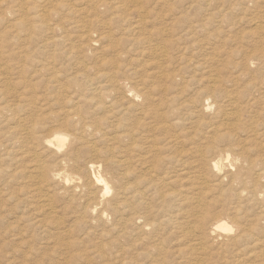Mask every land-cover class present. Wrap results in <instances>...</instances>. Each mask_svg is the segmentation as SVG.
<instances>
[{"label": "rangeland", "instance_id": "obj_1", "mask_svg": "<svg viewBox=\"0 0 264 264\" xmlns=\"http://www.w3.org/2000/svg\"><path fill=\"white\" fill-rule=\"evenodd\" d=\"M262 2L264 3L262 0H51L50 2L49 0H0V38L2 39L0 42V51L2 52H0V57L4 59L0 58V63L2 65L4 63L5 66L0 71V79L2 78L0 81V104L6 99L15 106H13L14 111L11 110L13 112L8 111L6 113L9 120L0 122V129L12 131L21 127V129L23 127H66V120H68L66 113L74 109L77 112V121L73 126L74 131L77 130L76 132H78L82 124H92L95 120L103 125L105 132L107 130L109 134H106L109 136L106 138L107 141L101 139L98 134L92 136L87 134L91 139H88V137L83 141L86 142L87 139L95 141L96 139V143L100 144L98 146H102L101 149L105 150L108 148L105 147L107 143V146H109L115 142L114 140H111L110 144L108 142L110 136L116 135L117 132L112 127H121L122 119L127 115L126 105L124 104H128V102L116 101L109 106L111 98L108 97L105 98V103H101L94 95V86L97 85L96 87H101L106 92L110 91L115 96L120 95L121 91L131 86V88L135 87L143 96L146 92H155L154 97L161 102H163L161 89L174 87L175 96H178V98L172 102L173 110H168V108L163 110L166 111L168 119L173 124L172 131L176 129L185 137H183V142L180 141L182 144L180 143L178 146H184L183 148H188L190 152L195 148L203 147V151L205 150V154L209 157L217 155L222 150L226 151V153L223 151V154L230 152V158L223 160V168L224 171L231 170V172H236L239 165H246L244 157L239 155L241 152H239V149L246 148L245 155L249 159H263L257 169L264 167V148H262L264 147V4ZM44 9L48 10L46 14L42 13ZM245 13H248V15ZM255 14H258V17ZM189 16L210 18L213 22L209 28H213V26L219 28L218 33H221L222 36L215 37L212 34L215 38L212 35H210L211 38H208L209 36L205 35L207 33L205 30L199 28L188 30ZM238 21L241 22L236 23ZM255 22H258L259 25ZM55 24H58L59 27L57 28ZM240 26H242V30L239 28ZM90 30L92 32L91 36H87L85 32ZM234 30L235 32H232ZM107 36H110V38L108 37V39ZM115 43L117 44L115 45ZM242 43H245L246 46ZM156 46L164 47L167 50L166 56H162L163 58L155 57L152 49ZM252 46H257V49ZM28 51L30 52L28 53ZM230 52H233L234 56ZM239 54L243 57L239 58ZM247 54L252 60L248 62V69L245 70L241 64L245 62ZM22 58L24 60L20 63ZM39 59L41 60L39 61ZM45 60L48 62L45 63ZM161 62L163 63L159 66ZM239 63L241 64L239 65ZM84 65H87V67ZM9 66L12 71L10 73H8ZM21 67L25 69L21 70ZM217 67H220V69H217ZM212 68L220 76L223 84V86L221 84L222 89H225V87H227L226 90L230 88L228 91L233 89L235 91L236 89L234 94L236 96L228 97L223 93L217 97V101L212 100L211 108L204 112L206 120L203 118V121H198L199 118H197L196 113L188 109L187 106L192 107L196 97L208 86L206 82L207 71ZM40 69L43 71H40ZM83 69L84 71H82ZM102 69L103 71L99 72ZM163 72L171 76L165 78L162 76ZM235 73L240 74L237 76ZM234 77H237L235 85L232 84L233 82L226 81ZM8 79L9 82H5ZM79 86L84 87V90L79 88V91ZM254 88L255 90H253ZM7 93L14 95L9 96L8 94L7 96ZM68 93L75 94L74 103L67 101L66 96ZM15 97H18V100ZM231 97L234 99L233 102ZM165 98L170 99L171 95L169 94ZM227 100L229 101L228 104L226 103ZM257 106L258 108H255ZM230 108L233 111L241 108L239 110L240 125L243 124L244 126L245 124L246 134L245 130L237 129L239 133H237V130L234 131L236 135L233 137V144L235 142L233 146H228L225 141H219L216 144L217 149L206 150L205 146L209 143L206 144L205 136L213 134L211 127L208 126L216 124L215 126L220 125L221 128H225L228 121H233V115L229 114L228 118L223 116L228 111L232 112ZM134 109V107H130L129 116H137ZM246 109L249 111H246ZM220 113L222 117L219 116ZM258 116L263 120L260 117L257 118ZM43 117H46L45 123H43ZM3 118L5 116L1 114L0 121ZM252 118L254 119L252 120ZM34 120L38 124H32V122L35 123ZM40 128L38 129L41 130ZM251 135L253 136L251 137ZM11 137L9 133L6 136L8 140L3 139L4 145H1V149L6 145V147L10 146L9 139ZM245 137H247V141ZM0 138H2V135H0ZM259 143L261 144L260 147ZM77 146L79 148V145ZM80 149L84 148L81 147ZM87 154L84 153L83 155L88 157ZM118 155L117 152L115 157ZM193 155L192 153L187 154V157L191 156L189 161L192 165L194 162H198L199 159L198 156ZM24 157L26 160L14 158L10 161V157L6 158L8 163L13 162L7 168L13 169L22 164L18 169L21 168V171H26L27 167L28 171L31 158L28 155H24ZM6 161L4 160V162ZM235 162H239V164ZM109 174H104V177L111 185ZM190 178L194 180H190ZM190 178L173 184L176 190L185 193L188 197L187 202L182 207L176 205L173 210L177 212L178 209L182 208L181 212L187 216L189 213L186 212L199 200L207 198L208 195L214 197L219 194V189L215 188L214 191L204 194L202 186L205 185L195 177L191 176ZM222 179L220 181L221 179L218 176L212 174L205 178L207 184L212 188L221 185V187L223 186L232 192L233 189L228 176ZM23 182L25 181L20 179L18 183L23 184ZM233 186L237 187L238 185L234 184ZM7 190L6 188L0 198L1 201H5L4 207L0 205V221L3 222L4 220V224H0V264H196L197 259L199 260L202 255V251L196 248V243L201 237V228L194 222L192 216L184 219L181 218L182 216L178 215L179 218L175 216L174 212L159 213L154 210L153 214L148 215L146 221L150 223L162 221L163 223L158 226L146 225L145 229H138L133 225L123 228L114 219L103 222L99 219L91 220L90 217H86L87 219L78 221L77 216H73L78 215L76 206L79 205V199L76 202L74 201V204V202L66 200L67 194H60V199L57 200L59 194L56 193L55 195V190L52 188L50 195L57 207V224H50L49 219H46L42 223L38 222V226L35 225L31 229L25 230L22 227L23 223L19 224L21 228L15 223L16 215L14 214L16 213L10 210L12 200L2 199V197H8L9 191ZM19 195L22 196V193H19ZM34 200L33 203L37 204V200ZM32 206L36 205L32 204L29 208H25L28 211L31 210V217L38 215L39 218H42L45 212L42 209L43 207L38 208L40 211L38 209L34 211L36 209ZM73 206L76 211L72 208ZM243 206L244 209L248 210L249 208L248 212L254 213L258 209L259 203L245 201ZM12 208L15 209L14 206ZM172 213H174L172 215L174 219L167 223L165 219ZM227 220L232 224L229 218ZM45 223L48 225L43 226ZM10 225L12 226L9 227ZM17 234L20 236L18 237ZM257 247L252 246L251 248L258 252L260 249ZM226 252H224L225 255L220 259V262L238 264L235 258L239 256L240 252L238 254L236 248ZM247 260L249 259L247 258ZM254 264H256V261H254Z\"/></svg>", "mask_w": 264, "mask_h": 264}, {"label": "bare ground", "instance_id": "obj_2", "mask_svg": "<svg viewBox=\"0 0 264 264\" xmlns=\"http://www.w3.org/2000/svg\"><path fill=\"white\" fill-rule=\"evenodd\" d=\"M50 1L51 0H49V2ZM262 1H264V0H262ZM232 2H234V1H232ZM262 4H264V3L262 2ZM81 10H83V9H81ZM47 12H48V10L44 9L42 13L46 14ZM245 14L248 15V13H245ZM202 15H204V14H202ZM250 15L252 18V16H253L252 13ZM192 16H189V19H188V21H189L188 22V30L189 29L195 30L196 28H199L200 30H205V32H207V33L206 34L204 33V34L208 35L209 36L208 38H211L213 35L215 37L221 35V33H218L219 28H215L214 26H213V28H209L212 26V22H213L210 20V18H202V17L201 18H197V17L194 18ZM235 18H236V16H235ZM91 19H93V18H91ZM232 19H234V18H232ZM232 19H230V20H232ZM222 21H220V22H222ZM220 22H218V23H220ZM239 22H241V21H238L236 23H239ZM255 23L257 24L258 22H255ZM55 25H57V28L59 27L58 24H55ZM258 25H259V23H258ZM262 26H263V24H262ZM216 27H217V25H216ZM241 27L242 26H240L239 28L241 29ZM49 28H52V27H49ZM207 29H209V30H207ZM231 29H233V28H231ZM235 30L232 32H235ZM252 30H253V28H252ZM244 31H246V30H244ZM236 32H237V30H236ZM85 33L87 34V36L88 35L91 36L92 32L90 30V31H87ZM104 34H107V33H104ZM231 34H233V33H231ZM210 35H212V36H210ZM239 35H241V34H239ZM214 36H213V38H215ZM259 36H258V38H259ZM108 37L110 38V36H107V38ZM226 37H229V36H226ZM222 38L224 39L225 37H222ZM234 38H235V36H234ZM232 39H233V36H232ZM259 40H260V38H259ZM1 41H2V39L0 38V42ZM110 41H111V39H110ZM222 41H224V40H222ZM245 43H247V42H245ZM116 44L117 43H115V45ZM260 44H262V43H260ZM217 45H219V44H217ZM233 46H235V45H233ZM244 46H246V45H244ZM247 47H248V44H247ZM247 47H245V49ZM252 47L254 48L255 46H252ZM260 47H262V46H260ZM229 48H230V46H229ZM229 48H227V49H229ZM240 48H241V46H240ZM248 48H247V50H248ZM234 49H235V47H234ZM252 49H250V50H252ZM230 50L232 51L233 49H230ZM9 51H12V50H9ZM8 52H6V53H8ZM29 52L30 51H28V53ZM152 53L155 55V57L158 56L157 58H160L162 56H166L167 50L164 47L156 46L152 49ZM3 54H1V55H3ZM21 54H20V56H21ZM24 54H25V52H24ZM231 54L233 55V52ZM243 55L245 56V53ZM243 55H240V57L239 56H237V57L242 58ZM26 58H27V56H26ZM250 58L251 57L247 54V56L245 57V60H244L245 62H243L242 64L239 63V65L241 64L245 70L248 69V64H249L248 62H250V60H252ZM2 60H4V59H2ZM23 60L24 59L22 58L20 63H22ZM40 60L41 59H39V61ZM223 61H224V59H223ZM7 62H8V60H7ZM43 62H44V58H43ZM47 62L48 61H46L45 63H47ZM162 63L163 62H161L159 64V66H161ZM5 64H7V63H5ZM51 64H52V62L50 63V65ZM45 65H43V66L48 67ZM3 66H4V63H3V65L0 63V71L2 70ZM18 66H19V64H18ZM22 66H24V65H22ZM52 66H55V65H52ZM84 66L87 67V65H84ZM35 67L37 68V66H35ZM17 68H19V67H17ZM6 69H7V67H6ZM24 69L21 67V70H24ZM41 69H40V71H43ZM86 69H88V68H86ZM217 69H220V67L219 68L217 67ZM231 70H233V69H231ZM5 71L7 72V70H5ZM8 71H9L8 73L12 72L10 70V66H9ZM82 71H84V69ZM102 71H103V69L100 70L99 72H102ZM207 72H208V75L206 77L207 78L206 82H207L208 86L206 87V89L204 91H202L196 97V100L193 101L194 103L192 104V107H194V108H192L190 105H188V106H190L191 108L187 106L188 109H190L192 112L196 113L197 118H199L198 121H203V118L205 119L204 112L211 108V104H212L211 101L212 100L217 101L216 100L217 97H219L223 93H224L223 95L229 97V96L234 95L236 92V89H235V91H233L234 90L233 88H232L233 89L232 91L231 90L228 91L230 88L226 90L227 87H225V89H222L223 87H221L222 83L220 80V76H218V73L215 72L214 68L209 69ZM13 73H15V72H13ZM19 73H21V72H19ZM235 74L238 76V74H240V73H235ZM242 74H243V72H242ZM4 75H6V74H4ZM13 75H15V74H13ZM101 75H103V73H101ZM11 76H12V74H11ZM162 76L167 78V77H170L171 75L163 72ZM24 77H25V75H24ZM1 79H0V81H1ZM26 80H27V78H26ZM240 80L241 79L239 78V81ZM226 81H228L229 83L233 82L232 84H234L237 81V77H234L232 79H228ZM3 82H4V80H3ZM5 82H9V79L7 81L5 80ZM30 82H31V80H30ZM250 82H251V80H250ZM13 86H14V88H16L15 85H13ZM96 86H94V95L98 99V101H100L101 103H105V101H106L105 98H108V97L111 98L109 106L113 105V103H115L116 101H122V102L127 101L128 104L123 103L124 105H126L125 110L127 111V115L130 113L129 111H131V110H129L131 106L135 108L134 110L137 113L136 117L125 115L122 119L121 127H112V129L114 128V130L117 132H116V135H114L112 137L110 136V139H109L110 141H108V142H109V144H110L111 140L112 141L114 140L115 142L111 143L109 146H107L108 143L106 142L107 144L105 147H108V148H106L107 150L105 149L106 151L104 149H103L104 151L101 149L102 146L101 147L98 146L100 144L96 143V139L94 138V136H93V138L95 139V141H89L88 139H91V138L88 135L92 136V135L98 134L101 139L106 140V138L109 137L107 130L105 132L104 127H102L103 125L98 120L97 121L95 120L96 122L94 121V123H92V124H82L81 127H79L80 130H78V132H76L77 131L76 129H75L76 131H74L73 126L75 125L74 124L75 121H77L76 120L77 112L74 109H71L69 112L66 113L67 114L66 117L68 118V120H66L67 123L65 124L66 127H55V128H50V127H41V128L40 127H25L24 128L23 127V129H21L22 127L19 125L21 127L20 129H15L12 131H7V130L5 131L3 129H0V135H2V138H0V147H1V145H4L3 144L4 142H2V141L4 138H6V136H8L9 133L12 136L9 139L10 146L6 147L7 145L5 144L6 146L3 149L0 148V198H1V196H3L2 193L7 188L8 189L7 191H9L8 197L7 198L2 197V199L3 200H7V199L12 200L10 210H12L16 213V214H14V215H16L15 216L16 217L15 223L19 227L21 226L19 224L23 223L22 227L25 228V230L31 229L35 225L38 226V222L42 223L46 219H49L50 224L51 223L57 224V207L54 204V202L51 198V195H50V191H52V188H54L55 195H56V193L59 194V197H57V200H58V198L60 199V194H64V195L67 194L66 195L67 199L65 197L64 198L66 200L71 201V202H74V201L76 202V200L79 199V205L76 206L77 211H76V208H74V206L72 207L76 212H78V215L72 214V215H74L73 217L77 216L78 221L80 219L83 220L86 217H90L91 220H95V219L98 220L99 219L103 222L109 221V219H114L115 221L119 222V224H121L123 226V228H128L129 225H133V226H136V228H138V229H140V228L145 229L146 225L158 226V225H161L163 223L162 221L159 223H150V222L146 221L148 215L153 214L154 210L158 211L159 213H162V212L165 213L166 211L174 212L175 216H177L178 218H179V216H182L181 218H184V219L192 216L194 218V222L197 223L198 226L201 228V235H200L201 237L199 238L198 242L196 243V248L198 250L202 251V255L199 257V260L197 259L196 264H225L224 262H220V259H222L224 257L223 256V255H225L224 252L231 250L233 248H236L238 254L240 252L239 256L235 258L237 260L238 264H254V261H256V264H264V167L257 169L258 165L263 162L262 161L263 159L262 158L249 159L245 155L246 148H243L241 146L243 149L242 150L239 149V152L241 151L239 155L244 157V161L246 162V165H239L238 170L236 172H231V170L230 171H224L223 160L225 158H230V154H229L230 152L227 154H223L222 152L225 150H222V152H220V153L218 152L217 155H215L213 157H209L205 154V150L203 151V147L195 148L194 150H191V152H190V150H188V148H183L184 146L183 147L178 146L181 142L184 141L183 140L184 136L182 135L181 132H178L176 129L172 131V129L174 128L173 124L168 119L166 111L163 110L164 108H168V110H173V108L171 106L173 104L172 102L177 100V98H178V96L177 97L175 96L176 93H174V90H175L174 87H165V88L161 89V93H162L161 97L163 100V102H161L159 99L154 97V94H156L155 92H148V93L146 92V93H144V96H143V94L138 92L135 87L131 88V86H130V88H127L126 90L121 91V94L120 95L117 94V96H115L110 91L106 92L101 87H96ZM222 86H223V84H222ZM11 87H12V85H11ZM251 87H252V85H251ZM79 88L84 90V87L79 86L78 90H79ZM255 88L253 90H255ZM4 90H5V88H4ZM76 91H77V89L75 90V93H76ZM249 92H251V91H249ZM16 93H17V91H16ZM255 93H256V91H255ZM259 93H260V91H259ZM8 94L9 93H7V96H8ZM169 94L171 95V98L166 99L165 97H168ZM11 95H14V94H11ZM11 95L9 94V96H11ZM90 95H92V94H90ZM261 95H259V96H261ZM234 96H236V95H234ZM255 96H257V95H255ZM66 97H67V101L69 103H74L73 98H75V94L68 93ZM141 97H142V99H141ZM172 97H175V98H172ZM13 98H14V96H13ZM15 98L17 99L18 97H15ZM223 98H224V96H223ZM231 98H232V102H233L234 99H233V97H231ZM140 99H141V101H139ZM16 101H15V103H17ZM230 101H231V99H230ZM261 101H263V100H261ZM10 102L5 99V101H3L0 104V115L2 114L5 116V118H3L0 122H5L6 120H9V118L6 116V113L8 111L13 110V108L15 107L13 105V103H10ZM12 102H13V100H12ZM232 102L230 103V105L232 104ZM234 102H236V101H234ZM246 102H245V104H246ZM31 103H33V102H31ZM226 103L228 104L229 101ZM249 104H250V102H249ZM215 105H216V103H215ZM222 106H224V105H222ZM229 107H232V106H229ZM255 108H258V106ZM239 110H235V111L232 110L231 113L229 111L227 113H224L225 115H223V116H225V117L227 116V118H228L229 114L234 116L232 122L228 121L226 123L227 125L222 124L223 126L224 125L226 126L225 128L224 127L221 128L220 125L215 126L216 124L215 125L211 124L208 126V127H211V129H212L211 132L213 134L205 136L206 144L209 143L207 146H205L206 150L211 151V150L217 149L216 144L219 141H225L228 143L227 144L228 146H230V147L233 146L235 144V142L233 144V137H234V135H236V132L234 133V131L237 129L245 130V134H246L247 131H246V128L244 127L245 124H244V126H243V124L240 125L241 117H240ZM247 110L248 109H246V111ZM257 110H259V109H257ZM13 111H11V112H13ZM242 111H244V110H242ZM219 112H221V111L219 110ZM247 113H249V112H247ZM42 114H45V113H42ZM258 114H259V112H258ZM208 116H211V115H208ZM219 116L222 117L221 113ZM249 116H251V115H249ZM259 117L260 116H258L257 118H259ZM45 118L46 117H43V123H45ZM234 118H235V120H234ZM231 119H228V120H231ZM253 119L254 118H252V120ZM34 121H35V123L32 122V124H38V123H36V120H34ZM40 121H42V120H40ZM251 122H253V121H251ZM257 122H255V123H257ZM239 125H240V127H239ZM229 126H231V127H229ZM206 127H207V125H206ZM250 127H253V126H250ZM38 128H40L41 130H39ZM9 129H11V128H9ZM250 129L252 130V128H250ZM256 130H257V126H256ZM259 130H262V129H259ZM111 131H113V130H111ZM237 133H239L238 130H237ZM106 134H108V135H106ZM112 134H113V132H112ZM252 136L253 135H251V137ZM86 138H88L86 140V142H83ZM246 138L247 137H245V140H246ZM76 145H79V148H78V146L76 147ZM260 145L261 144L259 143V147H260ZM81 147H83L84 149H80ZM105 147H103V148H105ZM262 148H264V147H262ZM116 150L119 153V155L115 157V154H117V152H115ZM84 153H88L87 154L88 157H85L83 155ZM191 153L199 157V159L197 160L198 162H194L193 165H192L191 161H189L190 157L192 155L190 157H187V154L190 155ZM225 153H226V151H225ZM24 155H26V156L28 155V157L30 156V158H31L30 164L28 167V171H27L26 165H25L26 171H24V170L21 171V168L18 169V167H20L22 164L18 167L13 168V169L7 168L8 166H10V164H13V162L8 163V161H6V158L10 157V161L14 158L15 159L17 158L19 160L20 159L23 160L25 158ZM4 160L6 162H4ZM24 160H26V159H24ZM14 162H15V160H14ZM235 163L239 164V162H235ZM16 164H14V165H16ZM11 166L14 167L13 165H11ZM106 173H110L109 175H110V179H111V181H110L111 185L109 184V182L104 177V174H106ZM191 174H193V175H191ZM211 174L218 176V178L221 179L220 181L223 180L222 178L228 176L229 181L232 185V187H231L233 189L232 192L223 186H222L223 187L222 188L221 185H218V187H213V188L211 186H209L207 184L205 178L209 177ZM191 176L195 177L197 180H199L202 184L205 185V186H202V188H203L202 191L204 194H207L209 191H214V188L219 189V194L218 195L216 194L214 197L213 196L211 197L210 195H208V197L206 196L207 198H204V199L202 198L201 200H199L198 203H196L195 205H192L191 208L189 209V211L186 212V213H189V215L187 216V215H185V213L183 214L181 212L182 208L178 209L177 212H175L173 210L176 205L182 207L183 204L186 203L188 200V197L185 195V193H183L179 190H176V188H174L175 185L173 186V184H177L178 182L180 183L184 179L187 180ZM20 179H23V181H25V182H23V184L18 183ZM191 179H193V178H190V180ZM225 179H227V178H225ZM188 182H190V181H188ZM195 182H196V180H195ZM216 182H217V180H216ZM196 184H197V182L195 183V185ZM234 184H237L238 186L235 187V186H233ZM56 188H57V192H56ZM19 193H22V196H20ZM5 196H7V195H5ZM19 196L21 197V199ZM19 199H20V201H19ZM34 199L37 200V202H36L37 204L33 203L35 201ZM61 199H62V197H61ZM55 200H56V197H55ZM245 201L246 202L247 201L248 202L253 201L254 203H259L257 211L254 213H250V212H248V210H249L248 207H246V208H248V210L244 209L245 207L243 205L245 204ZM75 202H74V204H75ZM59 203H60V200H59ZM64 203H67V202H64ZM32 204L36 205V206H32L36 209L34 211H37V209L39 207H41V208L43 207L42 209H44L45 212L43 213L42 218L41 217L39 218L37 214H36L37 216L31 217V215H32L31 210L28 211V209L27 210L25 209V208H29V206ZM0 205L2 207H4L5 201L0 200ZM7 205H9V204H7ZM12 206H14L15 209H13ZM7 210H9V209H7ZM2 211H5V210H2ZM38 211H40V210L38 209ZM174 213H172L170 216H168L165 219L167 221V223H170L171 220L174 219L172 216ZM180 214H182V215H180ZM17 215H18V218H17ZM227 218H229L232 221V224L229 223ZM182 220H180V221H182ZM180 221H179V223H181ZM3 222H4V220H3ZM3 222L0 221V224H4ZM84 222H86V221H84ZM46 225H48V224L45 223L43 226H46ZM11 226L12 225H10L9 227H11ZM20 233H21V231H20ZM9 235L11 236V234H9ZM17 235H18V237L20 236L19 234H17ZM17 235H15V237H17ZM56 235H57V233H56ZM252 246H258L260 250L258 252H255L257 250L251 248ZM234 257H235V255H234ZM215 258H217V259H215ZM247 258L250 260V262H248L249 260H247Z\"/></svg>", "mask_w": 264, "mask_h": 264}]
</instances>
